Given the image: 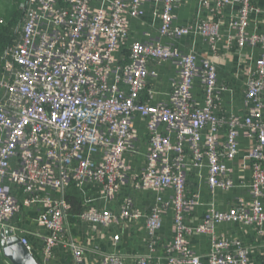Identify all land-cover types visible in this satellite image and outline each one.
<instances>
[{
    "label": "built area",
    "instance_id": "obj_1",
    "mask_svg": "<svg viewBox=\"0 0 264 264\" xmlns=\"http://www.w3.org/2000/svg\"><path fill=\"white\" fill-rule=\"evenodd\" d=\"M182 1L24 0L20 4L15 39L0 61V233L16 236L32 253L25 231L13 221L23 207L36 208V223L48 233L41 237L44 259L61 245L75 264H84V249L74 243L67 228L71 206L66 189L74 186L82 191L90 186L95 196L84 198L83 210L76 217L108 226L115 217L93 203L114 200L131 180L146 190H173L175 235L167 249L177 256H170L169 264H204L189 248L187 236L192 233L212 236L206 264H249L250 251L239 242L216 237L214 229L222 223L264 225L260 200L264 189V55L246 84L243 99L250 106L249 115L220 114L217 101L225 88L218 86L212 63H198L193 54L161 44L160 38L129 42L130 20L141 18L142 5L148 2L161 5V13L155 14L161 22L159 37L180 39L193 32L215 44L218 24L213 21L196 24L194 31L174 25L173 10ZM228 1L201 0L205 5L214 3L218 10ZM256 12L250 0H241L230 25L239 47L259 45L264 52V33L247 32ZM4 23L0 19V25ZM163 61L171 62L179 79L172 84L167 102L152 104L158 96L152 81L158 77L149 68ZM196 80L204 85L202 106L192 98ZM139 122L147 136L145 164L139 174L130 175L128 160L136 154ZM240 129L254 142L251 203L235 199L226 212L210 207L197 227L186 226L183 215L196 203L186 191V169L205 162L209 189L231 188L225 161L234 160L239 152ZM14 191L25 198L20 201ZM158 201L146 218L152 238L162 226L165 205ZM120 217L138 218L124 206ZM118 240L115 236L114 241ZM259 254L264 257V249ZM103 261L124 264L118 254H105ZM136 264L149 262L139 258Z\"/></svg>",
    "mask_w": 264,
    "mask_h": 264
},
{
    "label": "crops",
    "instance_id": "obj_2",
    "mask_svg": "<svg viewBox=\"0 0 264 264\" xmlns=\"http://www.w3.org/2000/svg\"><path fill=\"white\" fill-rule=\"evenodd\" d=\"M241 0H229L221 9H217L214 3L205 5L201 0H183L173 10L174 25L190 27L195 30V25L205 20L218 24L219 39L215 44H210L205 38L195 33L180 39L161 38L158 28L161 24L155 14L161 13V5L153 3L142 5L144 12L139 19L130 20L129 42H148L158 40L183 53L193 54L197 62L208 61L216 70L217 84L225 90L219 94L217 101L220 114L233 113L238 116H247L250 106L244 102V92L248 80L253 77L256 61L264 55L258 45L239 47L235 42V30L231 22L239 9ZM251 5L257 8L251 16L250 26L247 32L264 33V0H250ZM126 53V51H125ZM124 53V54H125ZM150 70L157 74V81L153 82L158 96L152 99V104L167 102L172 90V84L179 79L177 69L169 61H163L160 65H151ZM192 98L199 105L204 103V85L196 80L192 88ZM264 102V95L262 97ZM264 122V110L262 113ZM221 142L225 140L224 130L220 132ZM147 136L144 124H137V140L135 142L136 154L130 155V175H137L143 168L144 155L146 153ZM239 152L234 160L225 161L230 170L227 174L232 181V187L227 189L215 188L211 191L207 185L208 170L205 162L199 168L188 167L186 169V191L188 197L193 198L195 205L186 212L184 223L186 226L195 228L203 219L204 214L210 207L220 212H226L235 199H242L251 203L252 196L249 192L252 183L253 171L250 159V150L254 142L246 138L243 130L238 131ZM190 158L186 159V166ZM95 191L90 186H85L82 191L70 186L66 189L67 201L72 205L73 198L83 205L84 198L94 197ZM15 196L21 201L25 198L20 192L14 191ZM173 190L165 189L160 192L136 187L134 182L127 180L120 188L114 200L110 202L97 201L95 208L110 211L115 220L108 226L94 225L82 222L78 219L68 222V232L74 243L84 249V264H105L103 255L118 254L123 257L124 264H136L139 258H146L149 264H169L170 256H177L175 251H169L167 246L174 239V219L176 215L173 204ZM71 199V200H69ZM165 205L162 215V226L152 238L148 234L146 218L158 203ZM261 206L264 213V189L262 192ZM76 202V201H75ZM129 209L138 218L121 219V208ZM36 208H22L14 218L13 224L25 231V238L32 247V255L39 264H64L65 260L72 259L71 253L65 247L59 245L51 253L46 261L43 256L44 242L41 237L48 233L36 223L38 216ZM215 236L229 241L239 242L250 251L249 264H264V257L259 251L264 249V225L256 228L250 225L222 223L215 226ZM119 236L118 241L114 237ZM189 248L193 253L202 258L206 264V256L212 249V236L210 234H195L187 236ZM154 242V243H153ZM3 257V254H2ZM4 258V257H3ZM8 261V260H7Z\"/></svg>",
    "mask_w": 264,
    "mask_h": 264
},
{
    "label": "trees",
    "instance_id": "obj_3",
    "mask_svg": "<svg viewBox=\"0 0 264 264\" xmlns=\"http://www.w3.org/2000/svg\"><path fill=\"white\" fill-rule=\"evenodd\" d=\"M23 1L24 0H0V16L3 17L5 22L4 25H0V61L4 50L11 45L15 39L13 29L20 20L19 6ZM72 201L69 222L77 219L76 216L83 210L81 202L77 201L76 198H73ZM64 264L75 263L73 259H66Z\"/></svg>",
    "mask_w": 264,
    "mask_h": 264
},
{
    "label": "water",
    "instance_id": "obj_4",
    "mask_svg": "<svg viewBox=\"0 0 264 264\" xmlns=\"http://www.w3.org/2000/svg\"><path fill=\"white\" fill-rule=\"evenodd\" d=\"M0 247L3 257L10 264H39L34 256L19 243L18 238L6 231L0 233Z\"/></svg>",
    "mask_w": 264,
    "mask_h": 264
},
{
    "label": "rangeland",
    "instance_id": "obj_5",
    "mask_svg": "<svg viewBox=\"0 0 264 264\" xmlns=\"http://www.w3.org/2000/svg\"><path fill=\"white\" fill-rule=\"evenodd\" d=\"M0 19H3V17L0 16ZM1 259V264H10L5 258H0Z\"/></svg>",
    "mask_w": 264,
    "mask_h": 264
}]
</instances>
